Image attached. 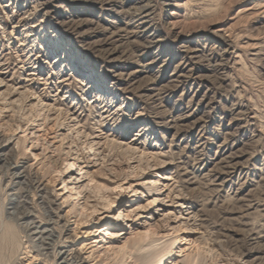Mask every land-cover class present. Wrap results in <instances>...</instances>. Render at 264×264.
<instances>
[{
    "label": "rangeland",
    "instance_id": "rangeland-1",
    "mask_svg": "<svg viewBox=\"0 0 264 264\" xmlns=\"http://www.w3.org/2000/svg\"><path fill=\"white\" fill-rule=\"evenodd\" d=\"M0 76L30 89L37 114L18 129L10 112L0 116V233L30 219L7 203L18 193L64 230L56 249L83 250V264H139L145 250L119 262L104 250L131 247L147 229L157 232L151 250L180 236L185 250L190 239L218 243L200 264H264V0H0ZM35 135V152L49 143L46 158L31 154ZM44 159L61 177L68 159L80 166L71 171L90 200L107 205L90 223H76ZM185 250L167 264H185ZM53 252L44 264L60 262Z\"/></svg>",
    "mask_w": 264,
    "mask_h": 264
},
{
    "label": "bare ground",
    "instance_id": "bare-ground-1",
    "mask_svg": "<svg viewBox=\"0 0 264 264\" xmlns=\"http://www.w3.org/2000/svg\"><path fill=\"white\" fill-rule=\"evenodd\" d=\"M30 94L31 92L28 87L17 85V83H9L8 81L5 80L4 77L0 76V116H4L3 114H5V112H10L8 116H4V117H10L9 120L16 121L17 123L16 129H18L20 126L21 128H23V125L21 123L24 122L25 120H27V122L34 121L33 117L37 116V114H35V110L33 109V107L28 108V101H30L29 98H31ZM17 115L19 117H17ZM24 132H26V130H24ZM7 139H9V137ZM39 139L40 138L37 135H35L31 139V143H30L31 146L30 148L32 149L31 154L34 156L35 159H37L39 156H42L41 159L46 158L45 155L46 150L50 148L48 146L49 143L43 140L41 144L43 146V153L41 154L35 152L34 150L38 146H40L38 143ZM27 140H29L28 135H26L25 138L21 140V148L26 147ZM98 143L99 142H97V144ZM106 143L109 146L111 145V147L113 148L119 146V144L109 140H107ZM3 146H4L3 143L0 142V160H2V158H4L5 156ZM89 147L93 148V143L92 144L90 143ZM104 151H106V149ZM66 163H67L66 170L67 171L70 170V172L67 173L69 174V176L65 175L61 177L64 171H62V169L60 168H56V167L53 168L52 165L47 166L45 159L40 161L41 167L39 168L40 170L43 171L44 174L52 173V171L57 172L56 174L58 176L57 178L62 180L63 183V186L61 187V191H62L61 194L64 199V204L70 205L69 213H72L74 215V217L76 218V223H78L79 225H87L88 223L91 222L92 218L95 216V212L99 210L100 205L103 206H107V205L100 202H94V201L92 202L90 200L92 198L91 193L86 192L87 189H89V187L87 185L80 183V178L78 173L76 174L74 171L73 172L71 171L76 166L78 168H75V170H82V169L80 168L79 165H77V162L72 159H68ZM7 168L9 169L13 168L14 176L17 178L22 177V174L27 172L25 171V169H22V166L19 167L17 163L9 162ZM83 175L85 176L86 174L83 173ZM90 179L93 178L90 177ZM55 181H56V177H55ZM33 183L36 190H39L40 192L43 191V193L40 194L39 196L41 203L43 204L48 203L47 201L48 196L46 193H44L45 189L42 187L43 184L42 178H37V179L35 178L33 180ZM19 196L20 195L18 193L12 194V196L7 200L8 201L7 203L9 205H13L12 207H15L17 210L20 211L21 221L22 219H26V218H30V219L25 222L24 224L25 227L23 228V230L21 229V227H17L15 224L6 223L4 225V229L0 233V264H7L8 262L11 264H44L45 261H48V259L46 260L45 257L48 256V251L49 249H51V247L54 248V252L52 253L54 258L58 257L60 261L57 264H83L85 260L84 258H82V255L80 254L82 253L83 250L77 249L73 251V249L70 248L62 249V246L61 249H56V246L62 241V231L64 230H61L60 232H58L57 230H52L53 228L51 229L47 226V222L37 219V217L32 213V211L26 208V203L28 202L20 200ZM0 211L2 212L1 209ZM185 228H189V227H185ZM180 230L181 229H177V232H179ZM21 233H25L24 236L28 238V241L29 242L32 241V243L35 242L38 248L32 251L29 245L28 246L24 245L25 241L24 242L22 241L23 238L21 239L22 236L20 235ZM99 233L102 232L100 231ZM155 234H157L156 230L147 229L145 232L138 233L139 238L134 240V242H132L133 245L131 247H129L126 243H124L122 246H117V247L108 246L104 251L110 252L113 250L114 253L113 260L119 262V260L117 259L118 255L124 258L125 255L129 253L131 254L132 250L137 247L136 250L139 251L145 250L144 253H141L140 255L137 256L138 260L140 261L139 264H167L168 260L170 259V256L178 252V251L174 252L175 250H179V252H181L182 250L186 249L184 247L174 246L177 242L183 240L180 236H176L170 242L165 243L159 249L151 250L149 249V247H153L154 245H156V242L154 240L150 242H146V239L149 238L151 235L154 236ZM189 241H190L189 248L185 250V251H189L187 258L184 261L185 264H200V255L203 252L210 253V255H212L213 254L212 251L214 250L215 246L218 244L213 239L214 241L213 245H211V242H208L209 248L205 250L204 247H200L199 244H197V242L194 239H190ZM192 248L197 250V252L193 255L191 254ZM21 249L24 250L22 254L25 255L26 259L22 257L19 258L20 260L18 259L15 261L16 258L15 256L21 251ZM100 252L101 251L98 250L97 248L94 249L92 247L88 255L91 256L93 259L100 260L102 263L103 262L111 263V259L107 255V253L100 254ZM41 255H46V256H44V258H41L40 257ZM170 263H174V262L171 261Z\"/></svg>",
    "mask_w": 264,
    "mask_h": 264
}]
</instances>
